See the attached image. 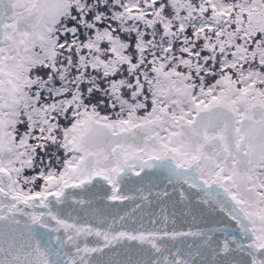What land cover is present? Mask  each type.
<instances>
[{
  "label": "snow or ice",
  "instance_id": "obj_1",
  "mask_svg": "<svg viewBox=\"0 0 264 264\" xmlns=\"http://www.w3.org/2000/svg\"><path fill=\"white\" fill-rule=\"evenodd\" d=\"M0 264H264V0H0Z\"/></svg>",
  "mask_w": 264,
  "mask_h": 264
}]
</instances>
